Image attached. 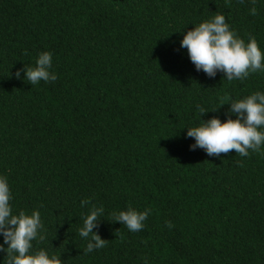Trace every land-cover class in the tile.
Here are the masks:
<instances>
[{"label":"trees","instance_id":"1","mask_svg":"<svg viewBox=\"0 0 264 264\" xmlns=\"http://www.w3.org/2000/svg\"><path fill=\"white\" fill-rule=\"evenodd\" d=\"M217 14L264 52V0H0V176L13 214L40 213L33 251L62 264H264V146L208 156L184 128L264 91V72L209 78L180 47ZM45 51L55 81L16 78ZM92 206L105 245L86 253ZM129 206L150 212L137 232L115 221Z\"/></svg>","mask_w":264,"mask_h":264},{"label":"clouds","instance_id":"2","mask_svg":"<svg viewBox=\"0 0 264 264\" xmlns=\"http://www.w3.org/2000/svg\"><path fill=\"white\" fill-rule=\"evenodd\" d=\"M255 3V0H252ZM250 15H256L257 9L252 7ZM180 47L187 50L190 61L196 71H203L209 78L216 76L217 71L223 73L228 81L244 80L250 74L264 72V52L260 49L254 37L249 36L245 42L230 29L223 14H217L209 20L200 22L183 34ZM52 68V54L45 51L39 53L34 67H23L15 73L16 78L27 80L36 85L55 81L56 74ZM21 72L24 73L21 77ZM225 119L213 116L202 120L187 129L186 138H193L195 143L189 145L190 150L199 147L208 156L219 157L221 153L235 150L242 157L249 155V150L259 152L264 146V91L257 90L239 99H231ZM204 114V108L197 106ZM216 111V110H213ZM235 117V118H233ZM11 192L6 177L0 176V252H6L7 260L3 264H62L61 256L50 254L45 249L33 251V241L45 237L41 230L43 224L39 211L27 214L20 211L13 214L10 205ZM90 203L81 200V207ZM103 207L92 206L84 217L79 235L86 239V253L103 248L105 240L94 231ZM150 215L149 210L138 212L131 206L115 213V221L131 232H137L144 227V221ZM5 245L7 246L5 248Z\"/></svg>","mask_w":264,"mask_h":264}]
</instances>
